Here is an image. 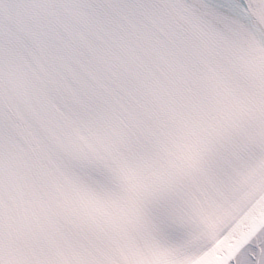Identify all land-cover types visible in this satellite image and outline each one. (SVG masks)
<instances>
[{"label":"snow or ice","instance_id":"6c2138e0","mask_svg":"<svg viewBox=\"0 0 264 264\" xmlns=\"http://www.w3.org/2000/svg\"><path fill=\"white\" fill-rule=\"evenodd\" d=\"M0 264H264V0H0Z\"/></svg>","mask_w":264,"mask_h":264}]
</instances>
